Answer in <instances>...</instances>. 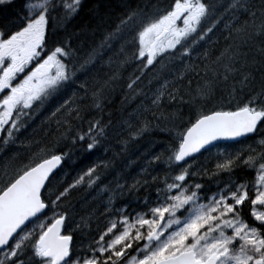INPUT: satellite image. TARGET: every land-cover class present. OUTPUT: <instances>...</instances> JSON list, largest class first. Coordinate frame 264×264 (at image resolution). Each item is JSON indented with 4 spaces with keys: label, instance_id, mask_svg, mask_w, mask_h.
I'll return each mask as SVG.
<instances>
[{
    "label": "snow or ice",
    "instance_id": "snow-or-ice-1",
    "mask_svg": "<svg viewBox=\"0 0 264 264\" xmlns=\"http://www.w3.org/2000/svg\"><path fill=\"white\" fill-rule=\"evenodd\" d=\"M86 7L21 0L14 19H0V264H264V0H119L116 21L81 54L66 33ZM101 7L91 11L103 21ZM106 50L107 72L86 78ZM128 66L124 87L141 99L125 135L164 120L167 140L146 165H163V176L153 168L117 183L114 194L137 196L138 207L110 200L93 226L71 198L97 165L71 182L60 174L76 152L108 142L111 122L90 109L102 112ZM54 102L51 142L9 154ZM224 142L240 146L209 168L205 154Z\"/></svg>",
    "mask_w": 264,
    "mask_h": 264
},
{
    "label": "trees",
    "instance_id": "trees-1",
    "mask_svg": "<svg viewBox=\"0 0 264 264\" xmlns=\"http://www.w3.org/2000/svg\"><path fill=\"white\" fill-rule=\"evenodd\" d=\"M86 3L88 7L80 13L79 17L72 21L66 33L71 38L73 47L80 50L81 54L88 49L89 45L100 39V30L114 23L116 21V14L119 12V8L117 7L119 0H86ZM98 3L102 5L100 11L104 14L103 21L98 20L91 11ZM219 3L224 4L226 0H219ZM20 7L21 0H15L11 3V7H5L4 11L0 12V19H14V14L20 11ZM222 43L223 41L221 40ZM109 56H112V53L106 50L103 59L99 60L95 68L91 69L90 75L86 78L90 79L92 76H96L97 78L102 77L108 70L107 61ZM134 71V66H128L123 70L122 75L124 79L120 81L115 90L108 96L107 103L102 112L90 109L93 116H102L105 121L111 122L110 132L107 137L108 142L91 154L76 152L73 155V160L65 166L60 174L62 181L71 182L78 174L85 171L87 167L93 164L97 165L98 178L91 185L85 183L78 186L71 198V203L77 213L84 217L92 214L93 226H95L97 219L103 220V217L99 214L104 211L105 205L110 200L117 207L127 205L128 211H132V209L138 207L137 196L128 195L127 193L120 196L114 194L117 183L125 181L131 183L134 178L144 179L147 173L152 172L153 168H158L160 175L163 176V165H157L156 162H153L151 166L146 167V165H148V158L154 152L162 151L160 146L167 140V137L161 131L164 127V120H153V124L157 125V127L150 128L142 136L129 139L125 135L128 131V123L126 121H128L129 114L134 113V110L138 109L141 99V97L132 98V94L124 87L125 80ZM154 85L155 81L149 87ZM145 91H147V88H145ZM54 107L55 102L37 109L33 119L28 122L29 126L27 130H22L21 132L20 139L24 140L25 143L22 144L18 140L16 143L10 144L8 146L9 154L18 155L20 158H23L28 155L29 147L32 150L35 149L34 141L51 142V137L46 134L51 128L55 127L54 118L50 116V110L54 109ZM146 115L151 119L150 114L146 113ZM84 126H87L86 122ZM239 146L233 144L221 145L219 148L205 154L204 161L206 163L207 160H210L206 164L211 168V163L216 160L217 153L220 150L225 148L233 149ZM234 175L244 176L248 179L252 178L250 171L237 170ZM226 178V176H221L219 179L222 181ZM204 182L208 183L207 180ZM213 190H215L214 187ZM152 194V187H149L147 191L142 189L139 193L140 196H151Z\"/></svg>",
    "mask_w": 264,
    "mask_h": 264
},
{
    "label": "bare ground",
    "instance_id": "bare-ground-1",
    "mask_svg": "<svg viewBox=\"0 0 264 264\" xmlns=\"http://www.w3.org/2000/svg\"><path fill=\"white\" fill-rule=\"evenodd\" d=\"M111 3V2H110ZM130 93V92H129ZM113 150V149H112Z\"/></svg>",
    "mask_w": 264,
    "mask_h": 264
},
{
    "label": "rangeland",
    "instance_id": "rangeland-1",
    "mask_svg": "<svg viewBox=\"0 0 264 264\" xmlns=\"http://www.w3.org/2000/svg\"><path fill=\"white\" fill-rule=\"evenodd\" d=\"M221 152V151H220Z\"/></svg>",
    "mask_w": 264,
    "mask_h": 264
}]
</instances>
